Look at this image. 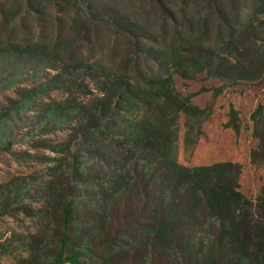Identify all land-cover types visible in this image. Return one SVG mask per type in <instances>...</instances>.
I'll use <instances>...</instances> for the list:
<instances>
[{"label":"trees","instance_id":"16d2710c","mask_svg":"<svg viewBox=\"0 0 264 264\" xmlns=\"http://www.w3.org/2000/svg\"><path fill=\"white\" fill-rule=\"evenodd\" d=\"M81 46L144 55L161 69L85 64L73 55ZM0 54L36 59L58 70L57 78L70 77L75 63L95 72L90 78L101 95L73 102L84 120L79 131L113 144L122 157L115 171L107 167L99 176L77 164L71 182L52 178L44 190L55 201H46L41 217L53 224V241L30 235L23 241L27 255L13 264H264V188L245 195L239 163L181 164L173 138L182 114L199 126L205 115L177 90L176 75L219 80L216 95L264 82V0H0ZM229 117L239 132V112L231 108ZM251 119L259 139L251 161L258 165L264 104ZM54 181L71 201L60 202ZM97 183L106 184L99 193L85 187Z\"/></svg>","mask_w":264,"mask_h":264},{"label":"rangeland","instance_id":"374dc122","mask_svg":"<svg viewBox=\"0 0 264 264\" xmlns=\"http://www.w3.org/2000/svg\"><path fill=\"white\" fill-rule=\"evenodd\" d=\"M96 1L110 4V0ZM104 34L109 35V32ZM117 43L118 48L124 46V42ZM143 44L153 45L148 40ZM97 49L81 46L73 55L81 56L85 64L103 61L113 69L120 64L130 68L138 66L142 73L161 69L158 62L144 55L113 54L108 48L102 53ZM57 64L65 67L63 62ZM47 67L36 59L0 54V244L7 247L3 252L6 254L0 255V264H13L14 258L26 256L23 241L30 235L43 243L53 241V224L48 221L44 225L41 217L46 201L51 205L55 201V196L47 199L49 190H44L52 178L57 176L55 181L64 184L71 182L69 174L77 164L81 170L99 176L98 171L106 173L107 167L115 171L122 160L113 144L102 139L86 140L79 131L84 120L73 102L84 104L101 95L90 78L95 72L75 63L69 69L70 77L62 74L57 78L58 70ZM175 83L184 97L191 96L192 103L205 112L200 126L194 116L181 115L173 134L178 161L188 167H203L217 163L216 158H211L213 153L239 155L237 158L241 162H224L241 164V191L249 197L259 195L264 188V162L253 165L251 161V153L259 145V139L253 135L251 116L260 104H264V82L243 83L218 95L215 89L221 82L207 79L204 74L196 79L176 75ZM231 108L239 112V132L228 126ZM120 113L124 116V112ZM257 126L263 131L261 123ZM110 131L115 135L114 127ZM210 158L212 163L202 164L211 161ZM55 181L50 186L63 195L66 188H56ZM103 185L106 184L81 186L99 193ZM71 200L66 192L60 197L61 203Z\"/></svg>","mask_w":264,"mask_h":264},{"label":"crops","instance_id":"0c3cea01","mask_svg":"<svg viewBox=\"0 0 264 264\" xmlns=\"http://www.w3.org/2000/svg\"><path fill=\"white\" fill-rule=\"evenodd\" d=\"M239 155H237L236 157H231V156H226V155H221L220 153H218V152H216L215 154L213 153L212 155H211V158H216V161L215 162H217V163H220V162H224V161H232V162H241V161H239V159L237 158ZM211 158H210V160H211ZM209 158H207L206 160H208ZM212 161L213 160H211V161H206L205 163H202V164H204V165H207L206 163H212ZM214 164H216V163H214ZM248 164H249V162H248ZM213 165V164H212ZM203 166V165H202ZM209 166H211V165H209Z\"/></svg>","mask_w":264,"mask_h":264}]
</instances>
